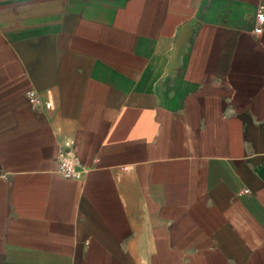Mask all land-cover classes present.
<instances>
[{
    "label": "crops",
    "instance_id": "1",
    "mask_svg": "<svg viewBox=\"0 0 264 264\" xmlns=\"http://www.w3.org/2000/svg\"><path fill=\"white\" fill-rule=\"evenodd\" d=\"M259 7L0 0V264H264Z\"/></svg>",
    "mask_w": 264,
    "mask_h": 264
},
{
    "label": "built area",
    "instance_id": "2",
    "mask_svg": "<svg viewBox=\"0 0 264 264\" xmlns=\"http://www.w3.org/2000/svg\"><path fill=\"white\" fill-rule=\"evenodd\" d=\"M264 22V7H259L254 13L253 25L251 33L258 35L262 31V23ZM25 98L31 106L38 104V98L32 89L24 91ZM79 166L78 160L74 156H67L60 154L55 159L56 172L63 178H74L76 175L77 167Z\"/></svg>",
    "mask_w": 264,
    "mask_h": 264
}]
</instances>
